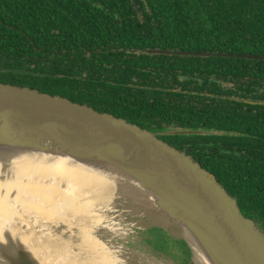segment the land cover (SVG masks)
<instances>
[{
    "label": "trees",
    "instance_id": "obj_1",
    "mask_svg": "<svg viewBox=\"0 0 264 264\" xmlns=\"http://www.w3.org/2000/svg\"><path fill=\"white\" fill-rule=\"evenodd\" d=\"M134 3L0 0V69L51 75L0 82L162 131L264 233V61L217 56H264V0Z\"/></svg>",
    "mask_w": 264,
    "mask_h": 264
},
{
    "label": "water",
    "instance_id": "obj_2",
    "mask_svg": "<svg viewBox=\"0 0 264 264\" xmlns=\"http://www.w3.org/2000/svg\"><path fill=\"white\" fill-rule=\"evenodd\" d=\"M137 52L212 56L208 52ZM217 56L264 61V56L246 54ZM0 70L51 76L16 69ZM23 158L69 160L117 181L115 191L120 195L114 191L109 204L98 208L105 215L104 225L108 226L111 221L106 210L123 208L136 201L134 208L153 222L146 228L161 230L175 241L184 242L191 254L190 264H264V234L260 228L253 219L241 213L237 201L191 156L160 140L155 133L112 114L61 96L0 82V171ZM44 181H54L62 189L68 187L63 180L51 175ZM11 199H14L13 191L8 202ZM8 202L7 205H11ZM16 208L18 212L22 209ZM135 213L128 217H143ZM49 223L53 228H61L60 223L58 226L52 221ZM39 225L44 227L42 220ZM112 225L115 232L99 228L91 235L97 239L107 238L104 242L114 264H174L129 249L135 256L128 255L125 240L118 242L117 239L129 238L131 230L119 227L125 225L123 222ZM10 228L9 223L0 221V264H39L43 258L34 256ZM113 238L125 250L121 245L115 246L110 241ZM195 253L202 261L196 259ZM75 259L82 261L87 257L76 256Z\"/></svg>",
    "mask_w": 264,
    "mask_h": 264
},
{
    "label": "bare ground",
    "instance_id": "obj_3",
    "mask_svg": "<svg viewBox=\"0 0 264 264\" xmlns=\"http://www.w3.org/2000/svg\"><path fill=\"white\" fill-rule=\"evenodd\" d=\"M53 162L56 165H53ZM50 175L63 180L68 187L62 189L54 181H44ZM117 186V181L103 173L76 165L69 160H15L0 171V221L10 224V230L32 250L34 256L43 258L39 260V264H67L63 262L66 256L75 264H87L83 260L75 259L76 255H72L68 241L52 233L49 230L52 224L49 222L57 217L55 220H58L59 216H64L75 206V210L94 205L107 206L114 197ZM12 191L14 199L8 202ZM71 191L83 194L85 197L79 196L87 201L73 203ZM115 192L117 196L120 195L118 191ZM150 201L152 203L151 199ZM7 202L11 205L8 206ZM17 206L22 208L19 212ZM28 214L32 217L29 222ZM39 220L43 221L44 227L37 226ZM54 242L61 252H65L63 258H57L53 251L51 245Z\"/></svg>",
    "mask_w": 264,
    "mask_h": 264
},
{
    "label": "rangeland",
    "instance_id": "obj_4",
    "mask_svg": "<svg viewBox=\"0 0 264 264\" xmlns=\"http://www.w3.org/2000/svg\"><path fill=\"white\" fill-rule=\"evenodd\" d=\"M71 192L73 193V194H70V196L73 198V203H78L80 201H82V202L83 201H87L86 198H82L81 196H79V195H83V194H80L77 191H75V192L71 191ZM135 206H136V201H132L129 206L126 205L123 208L121 207L119 209L106 210L107 211L106 212L107 217L111 219V221L107 224L108 226H105L104 225L105 222H103L104 221V217H105V215L103 214V210H98L99 207L103 208L105 206H96V205H94V206H88L87 208H85V210H87L90 213H92V218L88 217L86 220H84L81 217V215L78 214L79 212H82V208H78V210H75V208H76V206H75L70 211L65 213L64 216H59L58 220H55L58 217L52 220V222H54L57 226L60 223L59 225L61 226V228H59V226H58V228L57 227L53 228V226H51L50 230L55 235L61 237L65 241H68L69 245H71V243H75V244L77 243L79 245H83L87 249H95L96 251L103 253V254H100L101 258H106L108 260L107 264H114V262L112 261V256H111L110 249L108 248V245L104 242V241L107 240V238L104 237V236H101V237H99L101 240L97 239V238H95V237H93L91 235L92 234L91 232L93 231V233H94V231L98 230L99 228H101L103 231H106V228H109V230H112V232H113L114 229H115V226H113L112 224L113 223H117V222H123L125 225L119 226V227H122V228H125V229H130L131 230V234L129 235L130 237L128 238V237L121 236L122 238H118V239L116 238V239H117L118 242H120L121 240H126L127 244L125 243L124 246H126V248H127V254L131 255V256H135V254H133L134 251L130 248V243H132L133 241H136V243L138 245V240H141V238H140L141 233L145 231L146 227L149 224L153 223L149 219V216L145 215V213H141L138 210H136L134 208ZM134 213L135 214L140 213V214L143 215V217H141V218H130V217H128V216H130V215H132ZM30 214H34V213H30ZM30 214L27 215L28 222L32 218L30 216ZM63 220H65L63 223L62 222H57V221H63ZM128 224H137L138 226L137 227L136 226L132 227V226H130ZM119 227H117V228H119ZM149 231H151L153 233L160 232L157 229H151ZM106 232H108V231H106ZM116 232L120 233L121 231H116ZM169 238L171 240H174L171 237H169ZM127 239H129V240H127ZM110 241L115 246L121 245V244L117 243L114 238L111 239ZM166 242H168V244H170V245L174 244L170 240H166ZM51 246H52V249L55 252L57 258H63V254H65V252H61L60 251V249L57 246V243L54 242V243H52ZM102 247H104V248H102ZM121 247L123 248L122 245H121ZM69 248L72 251L76 250V251H74V253H75V255L77 257H80V256L81 257H83V256L86 257L85 256L86 254L84 255V254L79 253L77 248H74L72 246H70ZM128 249L130 251H133V253L129 252ZM139 253L143 254V252H139ZM195 256L197 257L196 259L198 261H200V259L198 258L199 256H197L196 254H195ZM87 259H89V258H87ZM163 259H164L165 263H171L170 260L166 261V258H163ZM167 259H169V258H167ZM63 262H65L67 264H75V263L71 262L70 258H68L67 256H66V258L64 259ZM84 263H87V262H84ZM56 264H59V262H56Z\"/></svg>",
    "mask_w": 264,
    "mask_h": 264
},
{
    "label": "flooded vegetation",
    "instance_id": "obj_5",
    "mask_svg": "<svg viewBox=\"0 0 264 264\" xmlns=\"http://www.w3.org/2000/svg\"><path fill=\"white\" fill-rule=\"evenodd\" d=\"M160 90L164 91V92H166V91L178 92V90H176V89H160ZM185 92L186 91H182V93H185ZM131 124H133V123H131ZM134 125H137V124H134ZM142 129L148 130L146 128H142ZM150 132L155 133L156 136L160 140L164 141L161 138L163 136L162 131L153 130ZM164 142H166V141H164ZM166 143L168 144V142H166ZM85 208H87V207L82 208V212H79L78 214H80L84 220H86L88 217L92 218V213L85 210ZM149 230L150 229L146 228L145 231L141 233V236H140L141 240H138V245H137L136 241H133L132 243H130V248L133 251L143 252V255L146 254L152 258H157V260L160 259L159 257H161V259L163 260V256H164L166 258V261L170 260L174 264H190L191 254H190L188 247L186 246V244L184 242L171 240L169 238V236H167V234H165L161 230H159L160 232H158V233H153ZM260 231L263 233V231L261 229H260ZM166 240H170L174 244L170 245V244H168V242H166ZM123 243L127 244V241L125 240ZM70 246L77 248V250L81 254L82 253L87 254L86 257L89 259L83 260L84 262H87V264H107L108 260L106 258H101L100 254H103V253L98 252L95 249H87L83 245H79L77 243L76 244L71 243ZM102 248H104V247H102ZM74 251H76V250H74ZM167 258H169V259H167Z\"/></svg>",
    "mask_w": 264,
    "mask_h": 264
}]
</instances>
